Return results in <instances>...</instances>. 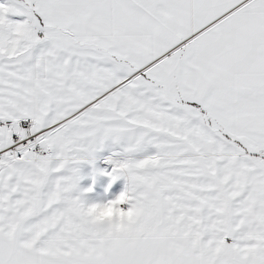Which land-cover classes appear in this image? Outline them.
Listing matches in <instances>:
<instances>
[{
  "label": "snow or ice",
  "instance_id": "6c2138e0",
  "mask_svg": "<svg viewBox=\"0 0 264 264\" xmlns=\"http://www.w3.org/2000/svg\"><path fill=\"white\" fill-rule=\"evenodd\" d=\"M0 264H264V0H0Z\"/></svg>",
  "mask_w": 264,
  "mask_h": 264
},
{
  "label": "rangeland",
  "instance_id": "374dc122",
  "mask_svg": "<svg viewBox=\"0 0 264 264\" xmlns=\"http://www.w3.org/2000/svg\"><path fill=\"white\" fill-rule=\"evenodd\" d=\"M107 155L106 152H102L98 154L95 167L97 169L102 168H110V165L103 164L104 157ZM81 176L82 179L80 184L82 187H87L93 183V166L89 164H84L81 169ZM109 177L102 175L101 173L97 172L95 174V190L93 193H90L89 196L93 200L103 201L106 199L114 198L115 195H118L119 191L123 190L125 179L123 177L118 178L111 190L105 192V187L108 184Z\"/></svg>",
  "mask_w": 264,
  "mask_h": 264
},
{
  "label": "clouds",
  "instance_id": "9594fccd",
  "mask_svg": "<svg viewBox=\"0 0 264 264\" xmlns=\"http://www.w3.org/2000/svg\"><path fill=\"white\" fill-rule=\"evenodd\" d=\"M113 210L111 208H103L100 210L99 212V216L103 219V220H110L113 216Z\"/></svg>",
  "mask_w": 264,
  "mask_h": 264
},
{
  "label": "crops",
  "instance_id": "0c3cea01",
  "mask_svg": "<svg viewBox=\"0 0 264 264\" xmlns=\"http://www.w3.org/2000/svg\"><path fill=\"white\" fill-rule=\"evenodd\" d=\"M103 164H106V163H105V160H104ZM106 165H108V164H106Z\"/></svg>",
  "mask_w": 264,
  "mask_h": 264
}]
</instances>
